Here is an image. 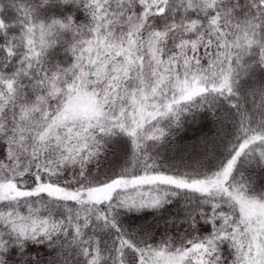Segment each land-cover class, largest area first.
I'll use <instances>...</instances> for the list:
<instances>
[{
    "label": "snow or ice",
    "instance_id": "obj_1",
    "mask_svg": "<svg viewBox=\"0 0 264 264\" xmlns=\"http://www.w3.org/2000/svg\"><path fill=\"white\" fill-rule=\"evenodd\" d=\"M0 264H264V0H0Z\"/></svg>",
    "mask_w": 264,
    "mask_h": 264
}]
</instances>
